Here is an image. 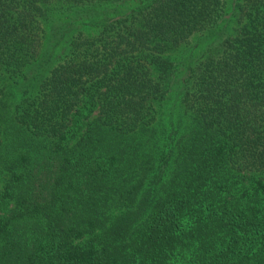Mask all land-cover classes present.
Returning <instances> with one entry per match:
<instances>
[{
  "label": "trees",
  "instance_id": "trees-1",
  "mask_svg": "<svg viewBox=\"0 0 264 264\" xmlns=\"http://www.w3.org/2000/svg\"><path fill=\"white\" fill-rule=\"evenodd\" d=\"M131 1L0 0V264H264V0Z\"/></svg>",
  "mask_w": 264,
  "mask_h": 264
},
{
  "label": "rangeland",
  "instance_id": "rangeland-1",
  "mask_svg": "<svg viewBox=\"0 0 264 264\" xmlns=\"http://www.w3.org/2000/svg\"><path fill=\"white\" fill-rule=\"evenodd\" d=\"M132 2V1H131ZM138 3V0H134L131 4L134 5V4H137ZM127 8L125 7H122L121 10H126Z\"/></svg>",
  "mask_w": 264,
  "mask_h": 264
}]
</instances>
